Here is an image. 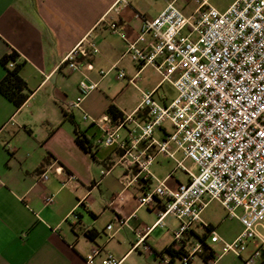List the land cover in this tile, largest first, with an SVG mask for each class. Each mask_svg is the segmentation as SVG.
Instances as JSON below:
<instances>
[{
	"label": "crops",
	"instance_id": "crops-1",
	"mask_svg": "<svg viewBox=\"0 0 264 264\" xmlns=\"http://www.w3.org/2000/svg\"><path fill=\"white\" fill-rule=\"evenodd\" d=\"M172 1L187 16L196 8L194 4L185 13L187 0H131L116 17L111 13L114 0H0V80L5 75L1 59L14 53L26 84L20 106L0 94V264H88L95 246L101 252L93 264H103L108 252L122 259L121 264H170L166 249L178 227L173 216H167L164 226L155 227L133 249L138 229L150 227L158 219L157 210L140 205L139 198L159 182L176 189L197 168L174 146L169 156L144 142L139 149L156 156L150 176L135 181L137 170L120 163L122 149L96 146L102 130L93 120L106 116L108 126L115 127L135 114L143 121L146 111L138 110L143 94L152 93L160 105L173 99L161 91L168 82L154 66H137L126 54L128 42L136 40L140 32L137 14L152 19ZM232 2L221 9L212 7L224 11ZM115 20L116 32L110 28ZM79 44L88 55H79L82 69L72 71L64 58ZM117 69L126 75L118 87L108 79L110 74L117 78ZM131 78L133 83H129ZM83 79L97 88L78 108H68L80 95ZM77 127L87 138L91 153L77 142ZM130 128L126 124L120 130L123 139ZM171 131L167 122L155 130L153 138L161 142ZM43 174L47 179H39ZM116 195H122L123 201L111 205ZM45 196H52L53 201L44 204ZM164 204L160 200L158 209ZM205 207L202 221L217 233L216 225L202 217ZM108 225L112 228L107 229ZM260 229L264 230V220L256 226L257 236L264 238ZM238 235L228 240L218 234L226 243ZM202 238L214 251V264H228L229 255L238 258L229 260L230 264H244L260 245L255 243L241 256L224 254L223 243L217 247L219 242L212 243L208 230L198 224L187 234V247ZM193 264L208 263L197 255ZM256 264H264V248Z\"/></svg>",
	"mask_w": 264,
	"mask_h": 264
},
{
	"label": "built area",
	"instance_id": "built-area-1",
	"mask_svg": "<svg viewBox=\"0 0 264 264\" xmlns=\"http://www.w3.org/2000/svg\"><path fill=\"white\" fill-rule=\"evenodd\" d=\"M191 1L196 8L188 16L174 1L152 19L137 14L141 18L140 32L126 49L137 66H154L163 81L174 87L176 97L168 105H160L152 93L143 94L138 108L146 111L143 121H138L135 114L127 115L115 127L108 126L106 116L93 120L102 130L96 146L117 145L122 149L120 163L137 170L135 181L150 176L156 156L139 149L144 142L155 146L157 153L169 156L174 146L197 168L176 189L159 182L152 192L139 198L140 205L157 210L158 219L152 226L138 229L139 239L133 249L143 244L155 227L164 226L167 216H173L178 227L170 248L181 253L177 264H193L202 251L199 241L190 248L186 245L194 225L207 229L212 243L222 242V253L241 256L246 242L257 237L256 226L264 220V0H233L224 11L205 0ZM130 2L114 0L111 13L119 17ZM110 28L117 31V20L111 22ZM90 46L96 50L91 42ZM79 55H88L82 44L64 58L72 71L82 69L77 62ZM8 67L13 68L14 63L9 62ZM86 67L92 68L91 64ZM117 78L125 79V72L117 69ZM129 83H133L132 78ZM96 88L97 84L81 80L80 95L68 108H78ZM167 122L172 131L163 141H155V130ZM126 124L131 128L123 139L120 130ZM178 166L187 171L181 163ZM39 179H47L46 174ZM160 200L165 201L162 209L157 207ZM210 200L218 201L226 216L238 219L243 227L230 243L223 242L202 221V211ZM43 201L50 204L53 197L45 196ZM122 201L123 196L116 195L110 203ZM263 248L264 239L244 264H256ZM100 252V247H93L87 263L93 264ZM215 261V257L206 260L208 264ZM121 263L122 259L114 254H105L103 264Z\"/></svg>",
	"mask_w": 264,
	"mask_h": 264
},
{
	"label": "rangeland",
	"instance_id": "rangeland-1",
	"mask_svg": "<svg viewBox=\"0 0 264 264\" xmlns=\"http://www.w3.org/2000/svg\"><path fill=\"white\" fill-rule=\"evenodd\" d=\"M182 1V0H181ZM232 0H209V3L216 7L217 9H221L227 4H229ZM187 3V10L185 13H188L189 9L191 6L194 5L193 2H189L188 0L186 1ZM184 11V10H183ZM109 80H111L112 84H115L116 87L119 86V83H122L121 81H125L124 79H117L113 74H110L108 77ZM162 92L164 91L166 95L169 98H175L177 93L176 90L169 85V83H166L163 89L161 90ZM189 164V163H188ZM240 211L238 210L237 213ZM206 221L210 220L212 221L216 227H217V233L222 236L224 239H231L235 237L238 233L240 234L242 232V225L239 222V220L235 218H229L226 216V211L223 209V207L220 205V203L216 200H211L208 205L205 207V210L203 212L202 216ZM262 233H264L263 229H260ZM264 239L263 237L257 236L255 239L248 240L246 242V250L242 254H247L249 250H251L252 246L255 243L261 242V240ZM210 242V241H209ZM221 243H217L216 246L219 247ZM224 254H233L232 252H227ZM230 261H234L238 259L237 257H233L232 255H229ZM227 261L228 264H230V261Z\"/></svg>",
	"mask_w": 264,
	"mask_h": 264
},
{
	"label": "trees",
	"instance_id": "trees-1",
	"mask_svg": "<svg viewBox=\"0 0 264 264\" xmlns=\"http://www.w3.org/2000/svg\"><path fill=\"white\" fill-rule=\"evenodd\" d=\"M15 59L16 55L14 53L6 55L1 59V64L5 68V75L0 80V94L12 101L15 106H20L26 97L23 93V90L26 88V84L19 73L21 64H15ZM10 61L14 63L13 68L8 67ZM75 132L77 134V142L79 145L85 151L91 153L88 140L84 133L79 130L78 127L75 129ZM199 242L202 243V251L199 255L204 257L205 261L209 258H214V251L205 242V238L199 239ZM166 253L170 255V264H174V257L179 258L181 254L180 252L171 251L170 247L166 249Z\"/></svg>",
	"mask_w": 264,
	"mask_h": 264
}]
</instances>
